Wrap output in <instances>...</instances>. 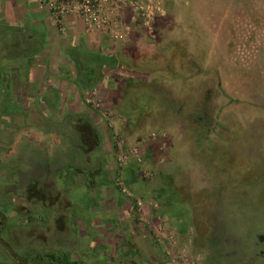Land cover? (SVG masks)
I'll return each mask as SVG.
<instances>
[{
	"label": "rangeland",
	"instance_id": "374dc122",
	"mask_svg": "<svg viewBox=\"0 0 264 264\" xmlns=\"http://www.w3.org/2000/svg\"><path fill=\"white\" fill-rule=\"evenodd\" d=\"M160 2L163 15L153 19L150 30L143 26L147 46L142 53L119 57L122 72L128 69L130 76L118 79V90L108 98L113 105L101 100L116 117L113 129L104 119L111 148L103 144L86 150V160L92 161L86 166L75 152L77 145H85L67 122L51 125L68 138L64 147L70 166L57 174V181L66 186L72 206L67 212L60 209L61 194L56 203L58 223L65 215L66 230L49 234L52 221L41 208L36 215L45 214L39 225L46 236L40 240L31 236L33 223L8 220L0 232V264H150L149 236L162 248V264L170 258L176 264H228L218 250L224 258L241 244L239 237L248 242L255 231L264 230V0ZM112 130L143 154L140 164L127 165L123 178L146 202L137 214L143 217L146 209L158 215L153 222L136 221V226L146 224L140 225L146 238L124 232L118 221L106 232L108 222H99L98 192L106 198L124 195L114 183ZM154 133L160 137L152 139ZM101 166L107 180L94 187L90 181L105 177L92 178L90 169L97 174ZM144 170L152 178H144ZM4 192L2 207H11L10 190ZM156 228L171 242L156 241ZM216 236L219 249L210 255Z\"/></svg>",
	"mask_w": 264,
	"mask_h": 264
},
{
	"label": "crops",
	"instance_id": "0c3cea01",
	"mask_svg": "<svg viewBox=\"0 0 264 264\" xmlns=\"http://www.w3.org/2000/svg\"><path fill=\"white\" fill-rule=\"evenodd\" d=\"M125 18L131 21L132 31L125 42L114 43L99 32H87L83 22L73 16L65 18L66 31L59 32L38 0H0V200L3 191L7 195L10 190L12 196L11 207H2L3 200L0 202V232L8 220L33 223L31 236L40 240L46 236L39 225L45 214L36 215L40 208L49 212V234L66 230L65 215L58 223L56 208L57 156L61 155L59 161L66 160L64 142L68 138L51 125L65 121L77 138L79 128L88 122L99 139V149L103 144L111 148L104 117L84 104L83 93L95 88L106 107H111L108 98L118 90L120 77L130 76L128 69L122 72L119 57H134L135 51L142 53L147 46L141 22L130 20L128 13ZM140 68L134 69L139 72ZM90 184L101 187L105 181ZM98 196L96 210L99 222H108L106 232L114 230L118 221L124 232L146 238L140 226L146 224L136 226V221L158 218L146 209L140 217L133 200L124 195L106 198L98 192ZM64 201L72 206V200ZM147 242L150 264H162V248L150 236Z\"/></svg>",
	"mask_w": 264,
	"mask_h": 264
},
{
	"label": "built area",
	"instance_id": "2783aa9c",
	"mask_svg": "<svg viewBox=\"0 0 264 264\" xmlns=\"http://www.w3.org/2000/svg\"><path fill=\"white\" fill-rule=\"evenodd\" d=\"M39 4L48 9L50 15L54 19L59 32L66 31L65 18L73 16L79 18L87 32H99L112 42H125L131 31V21L126 20L125 14L128 13L130 20H139L145 28L150 30L151 22L157 15H163V8L160 0H38ZM84 104L93 109L98 110L108 126L113 129L115 116L110 110L103 107L101 99L95 88H89L83 93ZM164 137V134L161 135ZM160 137L152 134L151 138ZM111 140L114 144L115 151V169L116 188L126 197L131 198L137 209L141 210L146 206L144 199L136 197L130 188L126 185L123 178L124 169L130 162L140 164L143 160V154L138 145L127 147L123 138L112 130ZM144 178H152L150 171L141 172ZM155 240L162 242L168 238L164 231L159 228L154 230ZM166 236V237H165ZM167 264H176L174 258ZM183 261H185L183 259Z\"/></svg>",
	"mask_w": 264,
	"mask_h": 264
},
{
	"label": "flooded vegetation",
	"instance_id": "af4514ba",
	"mask_svg": "<svg viewBox=\"0 0 264 264\" xmlns=\"http://www.w3.org/2000/svg\"><path fill=\"white\" fill-rule=\"evenodd\" d=\"M240 235H243V233H240ZM239 238L241 244L226 253L224 258L221 257L223 253L218 250V236H216L214 245L208 247L209 251L207 253L211 255L212 250L216 248L221 262L225 261L228 264H264V230L255 231L253 240L250 239L248 242L245 240L244 235Z\"/></svg>",
	"mask_w": 264,
	"mask_h": 264
},
{
	"label": "trees",
	"instance_id": "16d2710c",
	"mask_svg": "<svg viewBox=\"0 0 264 264\" xmlns=\"http://www.w3.org/2000/svg\"><path fill=\"white\" fill-rule=\"evenodd\" d=\"M114 61H116V59H114ZM90 79L91 78H89L88 79V82H90ZM92 85H94L93 83H89V86L91 87ZM80 130H78V132H79V136L77 137V138H80L81 140H82V142H83V144L85 145V148L84 147H82V146H80V145H77L76 146V149H78V150H74L75 152H76V155H78V157H80V160H81V158L83 159L82 161L84 162L85 161V164L84 165H91V163H92V161H90V162H88L86 159H87V155H85L86 153H84L86 150L88 151V150H90V148L93 146V148H96V147H98V145H99V139H98V137H97V135L94 133V131L93 130H90V125L88 124V122L86 123V124H83V126L82 127H80L79 128ZM76 139V138H75ZM95 146V147H94ZM80 150V151H79ZM80 152L81 154H78V152ZM75 159H78V158H75ZM77 161H79V160H76L75 162H77ZM58 163V165H57V174H61V172L60 171H62V170H64L65 168H67L68 166H70V165H67V163H66V160H62V161H57ZM73 164V163H72ZM74 164H76V166L75 167H77V163H74ZM73 164V165H74ZM79 164V163H78ZM130 164V166H131V164H137V163H134V162H130L129 163ZM93 166H94V164H92ZM74 167V168H75ZM92 167V166H91ZM90 167V168H91ZM73 168V169H74ZM86 168H88V167H86ZM85 168V169H86ZM90 168H88V169H90ZM106 170H104L103 168H102V166L101 167H99L98 168V173L96 174V172L94 171V170H92V169H90V174L92 175V178H94V177H96V176H99L100 174L101 175H103V178L105 177V182H106ZM57 180H58V176H57ZM127 181V184L128 185H130L131 186V184H130V179H127L126 180ZM58 182V181H57ZM91 182V181H90ZM61 183V182H60ZM62 184V183H61ZM66 187H64V185L62 184V186H59L58 184H57V196H58V194H61V197L62 198H60V199H62L63 200V202H64V205H63V207H61L60 206V209H62V210H64V211H66L67 212V208H69V207H71L70 206V204H66L65 203V201H64V199L65 198H67L68 200H71L67 195H66ZM58 209V208H57ZM65 213V212H64ZM62 264H66V262L64 261ZM73 264H75V263H73Z\"/></svg>",
	"mask_w": 264,
	"mask_h": 264
}]
</instances>
